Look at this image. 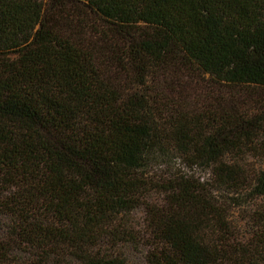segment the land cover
<instances>
[{"label": "trees", "instance_id": "1", "mask_svg": "<svg viewBox=\"0 0 264 264\" xmlns=\"http://www.w3.org/2000/svg\"><path fill=\"white\" fill-rule=\"evenodd\" d=\"M258 158L264 0H0V264H130L141 206L149 264H264Z\"/></svg>", "mask_w": 264, "mask_h": 264}, {"label": "rangeland", "instance_id": "2", "mask_svg": "<svg viewBox=\"0 0 264 264\" xmlns=\"http://www.w3.org/2000/svg\"><path fill=\"white\" fill-rule=\"evenodd\" d=\"M192 86H201L203 87L205 84L201 82H192L190 83ZM188 96L192 97L193 102H197L198 92H193V90L189 87ZM204 97L206 98V91L202 92ZM205 93V94H204ZM200 95V94H199ZM254 161V160H252ZM254 166L257 169H264V158H258L255 161ZM151 173L154 176V181L156 183L160 182L162 179H168L169 177L179 176V175H195L196 177H202L203 179H209L210 174L200 171L199 169L195 170L194 168L189 167L184 162L175 160L169 164H164L162 166H155ZM221 199L220 197H218ZM164 199V194L161 189H150L149 195L147 199H145L144 203L147 205L159 206L162 204ZM246 216L247 214L242 212L236 208V206L229 207V211L227 214V219L231 227H236L235 235L237 238H243L245 236L244 229L247 228L246 225ZM147 209L145 206H141L135 211L124 214L118 219L116 224L114 225V229H116L121 235V239L124 242L119 243L117 247L106 246L107 249H110L115 254L121 255L129 260L130 264H149L147 261V254L151 250V240H149V228L147 226ZM115 234H117L115 232Z\"/></svg>", "mask_w": 264, "mask_h": 264}]
</instances>
